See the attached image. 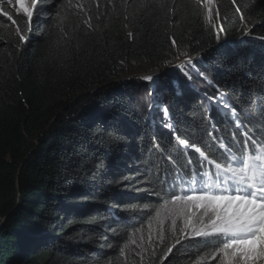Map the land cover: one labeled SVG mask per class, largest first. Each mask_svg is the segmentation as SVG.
Here are the masks:
<instances>
[{
    "label": "trees",
    "instance_id": "16d2710c",
    "mask_svg": "<svg viewBox=\"0 0 264 264\" xmlns=\"http://www.w3.org/2000/svg\"><path fill=\"white\" fill-rule=\"evenodd\" d=\"M207 2L41 0L33 22L0 14V264H222L217 237L153 218L170 199L160 165L187 167L173 138L215 157L241 127L264 134V0H215L227 45ZM148 67L161 72L143 108L151 81L134 76Z\"/></svg>",
    "mask_w": 264,
    "mask_h": 264
},
{
    "label": "snow or ice",
    "instance_id": "6c2138e0",
    "mask_svg": "<svg viewBox=\"0 0 264 264\" xmlns=\"http://www.w3.org/2000/svg\"><path fill=\"white\" fill-rule=\"evenodd\" d=\"M18 2L30 20L33 14L31 9L25 7L24 0ZM36 2L32 0V7H35ZM232 2L236 4V0ZM236 10L239 12L240 8ZM4 15L8 16L7 12ZM8 19L16 23L11 16ZM20 39L23 41L25 37L21 35ZM187 63L191 64L190 57ZM183 66L179 65L181 68ZM144 79L150 81L152 77ZM167 111V108L163 109L165 115ZM167 126L172 127L171 124ZM243 135L246 139L242 142L240 155L224 157L219 163L209 159L195 143L188 144L181 140V144L194 148L213 164L215 171L197 173L193 170L186 191L182 188L180 194L171 193L170 199L163 200L159 208L153 209V218H159L163 213L165 218L171 219L173 225L178 219H183L185 228H191L195 236L217 237L210 242L213 248L210 255L222 256V264H264V145L257 144L247 132ZM249 143L251 148L248 147ZM191 208L203 209L195 216V223L190 214ZM178 243L180 240L176 239ZM168 251L171 252L172 248Z\"/></svg>",
    "mask_w": 264,
    "mask_h": 264
},
{
    "label": "rangeland",
    "instance_id": "374dc122",
    "mask_svg": "<svg viewBox=\"0 0 264 264\" xmlns=\"http://www.w3.org/2000/svg\"><path fill=\"white\" fill-rule=\"evenodd\" d=\"M207 1H208L207 2V17H208V21H209V23L207 22L208 23V26L210 27V25H212L213 23H215V21H217L218 22L217 25L214 26V30L216 32V37H219V38H216L217 43H219L220 45H227V44H225V38H226L225 37L226 35H224L225 34V31L223 30L222 24H219V18H217V15H216V10H215L216 3H215V0H207ZM24 4H25V7H28V8L31 9V11L33 13L32 14V22H33V20L35 18V15H36V12H37V8L39 7V0H37V2L35 4V7H32V0H24ZM5 7H6V9H5ZM209 9H211V12L210 13H209ZM13 11L14 12H22V13H24L23 10L20 8V5H19L18 0H11V2H9V0H0V14L4 15V13L7 12L8 16H11L12 17ZM7 27H10V26H7ZM247 35H250V31H247ZM196 62H206L205 55L204 56L200 55L197 58L191 59V63L195 64ZM187 64L188 63H186L185 65H187ZM150 70H151V68L148 67L147 70L144 73H140L139 74L141 76L138 77V78H145L146 77L145 76L146 73L147 74L150 73ZM155 71L157 73H159L158 72L159 70H155ZM136 76L137 75H135L134 77L136 78ZM150 81L151 82H143V84H142L143 92H142V95L140 96V99H141V101L143 103H144V101H146L145 99H147L146 104H143V106H142L143 108H146V107L148 108V107L151 106V105L149 106V94H150V92H152L151 91L152 85H153L152 83L156 81V75L155 76H152V80H150ZM196 81L197 80L193 79L192 76H191V79H189L190 84L193 85V86H196ZM208 81L209 80H207V81L205 80L206 83H208ZM202 85L206 87V84L203 83V82H202ZM157 90H159L157 92L162 93L163 96L166 95L165 94V89H161V90L160 89H157ZM141 191L148 192L147 190H141ZM137 192L139 193L140 191H137ZM140 194H141V196H145V194H147V193H142L141 192ZM153 195H156V194H153ZM112 209H114V207L111 208V210ZM196 210H197V208H194V210H193L194 212H191V213L194 214L196 212ZM169 220L172 223L171 219H169Z\"/></svg>",
    "mask_w": 264,
    "mask_h": 264
},
{
    "label": "bare ground",
    "instance_id": "6f19581e",
    "mask_svg": "<svg viewBox=\"0 0 264 264\" xmlns=\"http://www.w3.org/2000/svg\"><path fill=\"white\" fill-rule=\"evenodd\" d=\"M170 163V161H168V162H166V163H164V164H162V165H160V167H161V170H165V168L167 167V166H169L168 164ZM195 167H186V170L189 172L190 170H193ZM198 170H202V168H199Z\"/></svg>",
    "mask_w": 264,
    "mask_h": 264
},
{
    "label": "water",
    "instance_id": "95a60500",
    "mask_svg": "<svg viewBox=\"0 0 264 264\" xmlns=\"http://www.w3.org/2000/svg\"><path fill=\"white\" fill-rule=\"evenodd\" d=\"M158 70H159L158 72H161L160 69H158ZM156 74H158V73H157L155 70H153V71H150V73H148V74L146 73L145 76H146V77H148V76H151V77H152V76H155ZM137 76L140 77L141 75H137ZM121 81H122V80H118L116 84L120 83Z\"/></svg>",
    "mask_w": 264,
    "mask_h": 264
},
{
    "label": "clouds",
    "instance_id": "9594fccd",
    "mask_svg": "<svg viewBox=\"0 0 264 264\" xmlns=\"http://www.w3.org/2000/svg\"><path fill=\"white\" fill-rule=\"evenodd\" d=\"M239 40H241V39H239ZM199 57V56H198ZM195 58H197V57H195Z\"/></svg>",
    "mask_w": 264,
    "mask_h": 264
}]
</instances>
